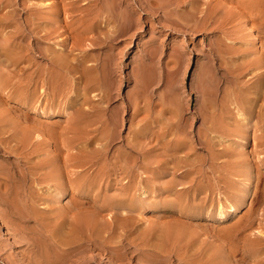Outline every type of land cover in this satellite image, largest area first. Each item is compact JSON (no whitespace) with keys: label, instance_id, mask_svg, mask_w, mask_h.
Here are the masks:
<instances>
[{"label":"rangeland","instance_id":"rangeland-1","mask_svg":"<svg viewBox=\"0 0 264 264\" xmlns=\"http://www.w3.org/2000/svg\"><path fill=\"white\" fill-rule=\"evenodd\" d=\"M261 94L264 0H0V264H264Z\"/></svg>","mask_w":264,"mask_h":264},{"label":"bare ground","instance_id":"bare-ground-1","mask_svg":"<svg viewBox=\"0 0 264 264\" xmlns=\"http://www.w3.org/2000/svg\"><path fill=\"white\" fill-rule=\"evenodd\" d=\"M125 1H126V0H125ZM106 2H107V1H106ZM120 2H121V1H120ZM118 5H119V4H118ZM105 14H106V15H105V19H104L105 24H106V25H109V26H113V24L116 23V22H115V21H116L115 18H114L112 15H110L109 12H105ZM117 20H118V19H117ZM101 22H103V21H101ZM90 23H92V22H90ZM90 23H89V24H90ZM119 23H120V22H119ZM123 23H124V22H123ZM89 26H90V25H89ZM89 26H88V27H89ZM92 26H93V25H92ZM86 27H87V25H86ZM90 27H91V26H90ZM110 37H111V36H110ZM10 46H11V45H10ZM13 46H14V45H13ZM6 47H8V45H6ZM16 48H17V47H16ZM7 50H8V48H7ZM9 53H10V51H9ZM27 54H28V53H27ZM22 56H23V55H22ZM16 57H19V55H18V56L16 55ZM16 57H15L14 59H18V58H16ZM41 57H42V56H41ZM19 59H20V57H19ZM57 60H58V59H57ZM46 61H47V60H46ZM63 61H64V59H63ZM50 62H51V60H50ZM59 62H60V61H59ZM53 63H54V62H53ZM53 63H52V64H53ZM56 63H57V62H56ZM56 63H55V64H56ZM64 63H65V62H64ZM52 64H51V65H52ZM62 64H63V62H62ZM53 65H54V64H53ZM60 65H61V64H60ZM60 65H59V63H58V66H60ZM64 65H65V64H63L62 66L64 67ZM89 66H90V65H89ZM56 67H57V66H56ZM53 68H54V67H53ZM60 68H61V67H60ZM60 68L58 67V69H60ZM64 68H65V67H64ZM60 70H61V69H60ZM62 70H64V69H62ZM38 73H39V72H38ZM85 74H86V73H85ZM86 75H87V74H86ZM92 77H93V76H92ZM50 78H53V77H50ZM32 79H33V78H32ZM32 79H31V80H32ZM52 80H53V79H52ZM94 81H95V80H94ZM51 82L53 83V81H51ZM58 82H59V80H58ZM36 83H37V82H36ZM87 84H88V83H87ZM57 85L59 86V83H58ZM89 85H90V84H89ZM53 86H54V85H53ZM28 87H29V86H28ZM24 92H25V90H24ZM14 95H15V94H14ZM22 95H23V94H22ZM261 95H262V94H261ZM262 96H263V98H264V95H262ZM20 97H21V96H20ZM25 97H26V95H25ZM24 99H25V98H24ZM17 100H18V99H17ZM262 107H264V106L262 105ZM35 167H36V166H35ZM84 222H85V221H84ZM75 224H76V223H75ZM78 225H80V224H78ZM80 227H81V225H80ZM74 228H75V227H74ZM77 228H78V227H77ZM95 228H96V227H95ZM80 229H81V228H80ZM80 229H78V231H80ZM78 231H77V232H78ZM261 233H263V232H261Z\"/></svg>","mask_w":264,"mask_h":264}]
</instances>
